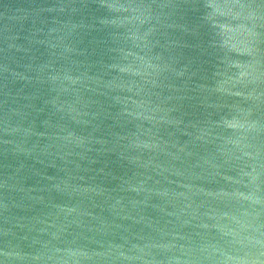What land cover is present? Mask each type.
Segmentation results:
<instances>
[{
	"label": "water",
	"instance_id": "obj_1",
	"mask_svg": "<svg viewBox=\"0 0 264 264\" xmlns=\"http://www.w3.org/2000/svg\"><path fill=\"white\" fill-rule=\"evenodd\" d=\"M0 264H264V0H0Z\"/></svg>",
	"mask_w": 264,
	"mask_h": 264
}]
</instances>
